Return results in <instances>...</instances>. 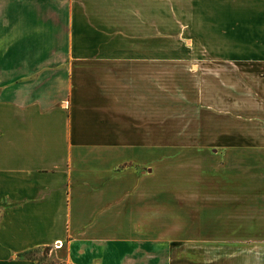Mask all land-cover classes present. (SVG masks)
I'll return each instance as SVG.
<instances>
[{
  "label": "crops",
  "instance_id": "obj_1",
  "mask_svg": "<svg viewBox=\"0 0 264 264\" xmlns=\"http://www.w3.org/2000/svg\"><path fill=\"white\" fill-rule=\"evenodd\" d=\"M164 11L219 22L231 60L219 68L220 122L233 124L219 132V237L178 244L163 236L197 226L163 230L162 184L145 171L164 114L146 22ZM59 242L68 264H264V0H0V264H40L32 252Z\"/></svg>",
  "mask_w": 264,
  "mask_h": 264
},
{
  "label": "rangeland",
  "instance_id": "obj_2",
  "mask_svg": "<svg viewBox=\"0 0 264 264\" xmlns=\"http://www.w3.org/2000/svg\"><path fill=\"white\" fill-rule=\"evenodd\" d=\"M186 15L187 12H179L177 19L175 12L164 11L163 22H146L147 50L154 49L155 43L151 47L150 39L154 42L156 34L157 49L163 52L164 109L162 138L146 140L148 148H157V153L152 151L146 156L147 180L153 182L157 178L162 184L163 230H183L189 224L197 226L193 232L198 233L163 236L178 239L177 244L189 237H219L218 226L224 214L219 204V185L227 163L220 148L219 132L233 126L220 122L218 111L220 63L231 61L219 59V22H188ZM233 163L234 155L230 164ZM203 198L206 201L202 203ZM161 246L165 259L168 244ZM57 247L55 244L32 253L40 264H68L66 249ZM146 247L151 250L149 244ZM205 248L207 259L217 257V247ZM94 249L86 255L105 253L103 247ZM141 255L150 260L147 252ZM74 259L80 261L79 257Z\"/></svg>",
  "mask_w": 264,
  "mask_h": 264
},
{
  "label": "bare ground",
  "instance_id": "obj_3",
  "mask_svg": "<svg viewBox=\"0 0 264 264\" xmlns=\"http://www.w3.org/2000/svg\"><path fill=\"white\" fill-rule=\"evenodd\" d=\"M58 247H60L62 245V242H59L56 244Z\"/></svg>",
  "mask_w": 264,
  "mask_h": 264
}]
</instances>
